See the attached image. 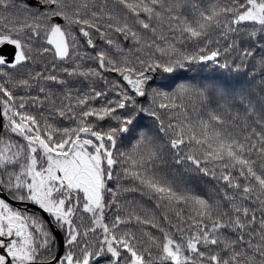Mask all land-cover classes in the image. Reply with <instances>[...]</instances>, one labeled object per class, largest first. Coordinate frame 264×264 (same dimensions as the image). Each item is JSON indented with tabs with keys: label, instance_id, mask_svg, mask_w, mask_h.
Returning a JSON list of instances; mask_svg holds the SVG:
<instances>
[{
	"label": "snow or ice",
	"instance_id": "obj_1",
	"mask_svg": "<svg viewBox=\"0 0 264 264\" xmlns=\"http://www.w3.org/2000/svg\"><path fill=\"white\" fill-rule=\"evenodd\" d=\"M0 264H264V0H0Z\"/></svg>",
	"mask_w": 264,
	"mask_h": 264
},
{
	"label": "trees",
	"instance_id": "obj_2",
	"mask_svg": "<svg viewBox=\"0 0 264 264\" xmlns=\"http://www.w3.org/2000/svg\"><path fill=\"white\" fill-rule=\"evenodd\" d=\"M208 71H211V70H208ZM194 73H189V75H193ZM205 74H208V72L206 71Z\"/></svg>",
	"mask_w": 264,
	"mask_h": 264
}]
</instances>
